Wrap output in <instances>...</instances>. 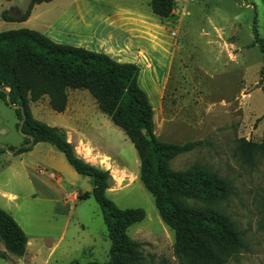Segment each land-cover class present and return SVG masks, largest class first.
Returning <instances> with one entry per match:
<instances>
[{
    "label": "rangeland",
    "instance_id": "374dc122",
    "mask_svg": "<svg viewBox=\"0 0 264 264\" xmlns=\"http://www.w3.org/2000/svg\"><path fill=\"white\" fill-rule=\"evenodd\" d=\"M29 2L0 0V32L31 29L59 44L98 52L105 41L99 36L105 22L121 26L148 21L157 45L138 39L131 43L146 57V65L138 66V83L153 109L154 134L176 144L208 142L176 157L170 166L183 170L200 163L232 181L233 194L216 208L244 233L246 248L227 264H264V165L248 168L236 152L240 139L264 141L263 55L252 30L255 22L256 35L264 40V0H175L168 18L153 15L149 0H53L35 5L27 21L2 19L4 12L20 18ZM127 48L135 54L132 45ZM29 107L38 121L62 128L79 157L109 171L106 195L117 207L145 212L144 220L127 232L139 244L144 263L179 264L173 254V232L139 180L133 145L88 92L70 90L62 113L52 111L47 98ZM17 123L15 109L0 99V146L14 150L26 144ZM41 147L37 149L43 153L24 161L27 178L20 154L0 149V208L24 229L30 242L22 257H0V264L105 263L110 240L99 205L89 197L68 200L64 207L76 185L66 170L79 175L63 154L47 143ZM49 173L55 177L50 179ZM9 193L17 198L7 200L3 194Z\"/></svg>",
    "mask_w": 264,
    "mask_h": 264
},
{
    "label": "trees",
    "instance_id": "16d2710c",
    "mask_svg": "<svg viewBox=\"0 0 264 264\" xmlns=\"http://www.w3.org/2000/svg\"><path fill=\"white\" fill-rule=\"evenodd\" d=\"M53 0H30L20 18L3 13L6 22H23L35 5ZM153 15L168 18L175 0H149ZM254 43L263 55L260 70L264 77V40L256 35ZM139 67L120 63L100 52L59 44L31 29L0 32V87L8 92L11 104L23 108L25 135L33 137V145L16 153L28 152L37 143H47L63 154L73 170L91 181L89 193L77 198L92 197L99 205L110 240L108 260L103 264H145L139 244L132 241L128 229L145 218L142 209H120L106 191L110 188L108 170L100 169L79 157L62 128L48 126L35 119L30 104L47 98L52 111L62 113L70 90H83L94 99L101 113L119 128L133 145L139 160V180L153 198L162 222L173 232V254L179 264H227L246 248L244 233L216 206L233 194L232 181L212 172L207 166L194 163L183 170H174L170 163L176 157L208 144L206 140L183 144L165 142L154 134L153 109L138 83ZM261 81V80H260ZM6 102V94L0 91ZM18 129L21 110L15 109ZM29 140L24 137V143ZM239 162L254 168L264 165V141L240 139L236 146ZM264 205V199H263ZM0 241L9 255L22 257L27 236L13 217L0 208ZM97 264V263H91Z\"/></svg>",
    "mask_w": 264,
    "mask_h": 264
},
{
    "label": "crops",
    "instance_id": "0c3cea01",
    "mask_svg": "<svg viewBox=\"0 0 264 264\" xmlns=\"http://www.w3.org/2000/svg\"><path fill=\"white\" fill-rule=\"evenodd\" d=\"M12 18H17V16H14ZM103 25H104V28L100 29L99 36H101L100 38H103L105 41L101 42L100 48L102 49L98 50V52L104 53L108 55L109 57H111L112 59H114L115 61L120 62V63H134L137 66L139 65L142 66L143 64L146 65V57L144 56V51L141 48H139V46L136 43L135 44L137 46L135 44L133 45L131 42H134V40L136 41L138 39V40H142L143 42L150 43L152 47L157 45L156 32L152 28L149 27L150 24L148 23V21H145L144 19L138 20V21L133 20L131 21V23L130 22L123 23L120 26V25L114 24V22L111 20V21L105 22ZM155 26H158V24H155ZM50 39L54 41V39L52 38ZM121 42H123L124 45L119 46ZM130 45H132L136 49L135 54H132L131 51L127 48V46H130ZM41 144L42 143H37L31 148L30 151L24 152L18 155L20 159V163L22 164V169L25 171L26 178H27V165L24 163V161L27 160V156L31 157L35 155L36 153L37 154L43 153V150H39V148H42ZM37 147L39 148L37 149ZM49 152L50 150L48 149L47 153ZM9 164L10 166H12L14 164V161ZM66 171L69 174V176H71L72 180L76 182V185H74L73 186L74 188L71 189L72 191L68 193L66 197L67 200L64 201V207L68 200L72 202L83 201L77 198L78 194L79 193H89L92 188L89 178L87 177L83 178V176L81 175L77 176L76 174L71 172L69 168H67ZM39 173L42 174V170H39ZM14 176H17L16 172L14 173ZM48 176L50 179H53L55 177L53 173H49ZM59 182H60V179H57L56 183H59ZM3 195L6 196L7 200H9V198L11 200L17 198V196H15L14 194H10V193L7 195L5 194ZM20 199L24 200L23 198H20ZM22 230L24 231L23 228ZM29 243L30 242L28 240L27 244Z\"/></svg>",
    "mask_w": 264,
    "mask_h": 264
},
{
    "label": "water",
    "instance_id": "95a60500",
    "mask_svg": "<svg viewBox=\"0 0 264 264\" xmlns=\"http://www.w3.org/2000/svg\"><path fill=\"white\" fill-rule=\"evenodd\" d=\"M0 91H3L6 94V102H7V104L11 108H13V109H20L21 110V116H22V118H21L20 123H19V126H18V131L25 138H27L29 140L26 144L21 145V146L15 148L14 150H9V148L6 145H1L0 146V149L1 148H4V149L8 150L11 154H15L21 147H30V146H32L34 141H33V137L32 136H29V135L27 136V135L23 134V132H22V126H23V123H24L25 118H26V115H25V112H24L23 108L21 106H19V105H13V104H11L10 97H9L8 92L6 90H4V89H2L0 87Z\"/></svg>",
    "mask_w": 264,
    "mask_h": 264
}]
</instances>
